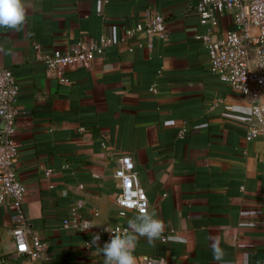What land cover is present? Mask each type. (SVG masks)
<instances>
[{
  "label": "crops",
  "instance_id": "obj_1",
  "mask_svg": "<svg viewBox=\"0 0 264 264\" xmlns=\"http://www.w3.org/2000/svg\"><path fill=\"white\" fill-rule=\"evenodd\" d=\"M201 2L25 0L20 30L0 28V67L20 86L14 139L17 175L27 189L23 211L50 264H103L89 246L93 235L127 227L137 214L121 216L117 204L114 174L123 157L135 165L149 211L165 224V241L139 239L136 264L147 258L217 264L213 239L227 264H264V141L247 139L252 99L210 71ZM157 13L165 17L167 39L151 49L138 46L146 42L141 36L126 39L125 30ZM233 29L234 14H225L216 35ZM103 36L115 44L88 67L68 69L69 83L49 76L45 53ZM15 214L9 200L0 203L2 264L19 262ZM71 216L87 222V230L65 228ZM108 240L102 234L99 243Z\"/></svg>",
  "mask_w": 264,
  "mask_h": 264
},
{
  "label": "built area",
  "instance_id": "obj_2",
  "mask_svg": "<svg viewBox=\"0 0 264 264\" xmlns=\"http://www.w3.org/2000/svg\"><path fill=\"white\" fill-rule=\"evenodd\" d=\"M229 13L234 14L235 29L218 37L216 29L220 18ZM198 15L200 23L208 29L200 39L209 53L211 73L230 89L252 99V122L248 126L247 139L264 141V0H202ZM140 36L146 42H139L138 46L147 49L153 47L155 40L167 39L164 15L157 13L144 23L125 30L128 40ZM115 42V39L103 36L99 43L80 42L67 52L53 50L45 53L42 59L49 76L67 84L69 80L65 73L68 69L88 67L96 56H103L105 49ZM132 48L130 45L129 49ZM19 94L20 86L13 73L0 67V203L9 200L16 213L12 234L17 246L18 264H34L37 260L50 264L51 258L45 245L38 235L30 231L23 211L27 189L17 175L19 150L14 139L20 113ZM3 123L5 127H2ZM45 175L50 177L52 170L46 171ZM114 177L119 181L117 204L121 209V216H125L128 211L137 213L141 206L150 210L147 193L136 182L135 165L130 157L119 159ZM87 224L78 216H71L63 221L65 228L75 231H86ZM116 228L124 227L118 226L112 230ZM100 234H105L108 239L111 235L105 231ZM161 239L165 241L166 237ZM2 263L3 260H0V264ZM144 264L166 263L160 259L147 258Z\"/></svg>",
  "mask_w": 264,
  "mask_h": 264
},
{
  "label": "clouds",
  "instance_id": "obj_3",
  "mask_svg": "<svg viewBox=\"0 0 264 264\" xmlns=\"http://www.w3.org/2000/svg\"><path fill=\"white\" fill-rule=\"evenodd\" d=\"M28 9L25 0H0V28L19 31L26 23ZM0 51L3 48L0 47ZM11 54L10 50L9 53ZM165 224L158 218L154 211L150 212L146 206H141L138 212L127 221V227L104 228L110 233V238L100 245V235H93L89 246H95L96 250L104 257L103 264H136L134 255L138 241L141 237L147 239L149 245L154 246L164 232ZM213 259L217 264H227L226 252L219 246V240L213 239Z\"/></svg>",
  "mask_w": 264,
  "mask_h": 264
}]
</instances>
